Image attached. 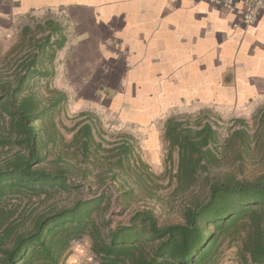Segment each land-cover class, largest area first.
Returning a JSON list of instances; mask_svg holds the SVG:
<instances>
[{"label":"trees","instance_id":"trees-1","mask_svg":"<svg viewBox=\"0 0 264 264\" xmlns=\"http://www.w3.org/2000/svg\"><path fill=\"white\" fill-rule=\"evenodd\" d=\"M47 24L46 35L29 39L12 75L0 76V264H66L79 240L99 264H264V170L248 176L241 153L234 156L239 164L222 167L210 123L194 129L166 120L167 166L159 178L144 161L134 174L125 167L135 155L128 138L110 148L117 158L106 157L110 165L95 172L103 149L89 113H80L85 118L65 140L58 123L68 94L47 86L49 96L41 98L33 90L40 79L50 82L67 40L60 23ZM235 136L247 143L243 130L229 139ZM262 148L264 157V142ZM124 169L132 186L121 177ZM165 178L176 183L168 204L157 192ZM94 179L103 188H94ZM136 193L141 205L114 223L112 198L122 206Z\"/></svg>","mask_w":264,"mask_h":264},{"label":"crops","instance_id":"crops-1","mask_svg":"<svg viewBox=\"0 0 264 264\" xmlns=\"http://www.w3.org/2000/svg\"><path fill=\"white\" fill-rule=\"evenodd\" d=\"M0 3L14 5L17 12L41 8L67 13L64 19L71 26L70 43L92 45V51L103 44L100 72L119 78L125 75L122 82L118 79L120 89L108 85L111 90H130L134 83L136 91L147 92V99L154 96L170 106L264 104V12L256 21L244 24L240 2L235 11L207 0ZM76 35L82 36L79 41ZM74 60L66 58V69L73 67Z\"/></svg>","mask_w":264,"mask_h":264},{"label":"rangeland","instance_id":"rangeland-1","mask_svg":"<svg viewBox=\"0 0 264 264\" xmlns=\"http://www.w3.org/2000/svg\"><path fill=\"white\" fill-rule=\"evenodd\" d=\"M0 6H3L4 9H0L1 77L12 75L14 64L30 47V38L37 39L49 32L48 20L60 22L63 28L62 32L67 36V40L56 53L54 60L55 73L48 84L46 80L40 79L33 90L41 98L49 96V90L52 88L63 90L68 94L65 110L60 114L58 123L65 140H69L73 133V131L68 129L85 118V115L80 114L81 112L84 114L89 113L92 116L91 120L96 127V135L94 137L97 142L101 141L103 149L99 153L103 159L98 160L97 168L94 169L95 172L101 169V165L103 167L110 165L108 162L106 163L108 160L105 159L109 156L110 158L113 157L114 152L109 151L110 148L116 147L118 142L122 141V138H128L127 140L133 144L135 155L130 158V163L128 161L124 162L125 167L129 166L132 168L134 171L132 173L134 174L141 167L139 164L144 161L151 173L158 178L162 176L167 166L164 160L166 146L163 140V132L165 122L169 118H174L194 129L202 127L205 123H210L217 131L216 141L220 147L219 163L222 167L226 166L230 161L232 165L239 164L240 161L235 159L234 156L241 153L244 157L242 164L248 176L252 177L264 170L262 148V143L264 142V104H261V102L252 103L249 106L234 107L182 104L170 106L165 105L163 101L157 100L154 96L152 97L153 99H147V92L136 91L134 83V85L130 86L133 89L130 88V90H111L108 85L120 89L121 84L117 83L118 79L121 81L125 78V75L119 78L117 75L108 76L107 74L104 76L100 72L104 61L103 44H93L94 46L97 45L99 50L92 51V45L85 43L75 44L73 41L70 43L71 26L64 19L67 13L59 9L41 8H38L37 11L17 12L14 5L0 3ZM24 27L28 29L25 32ZM81 37V35L74 36L78 41ZM71 44L73 47H71ZM69 56L74 57L75 60L73 67L68 70L64 63ZM112 78H116L117 81L112 80ZM72 81H74V84H72ZM47 86H49V90ZM80 86H84V89L79 90ZM140 102L141 105L143 104L142 106L139 105ZM150 103H159V106H154ZM236 130L245 132L247 143L240 142L237 136L232 137V140L229 139L230 135ZM128 134H131L132 137L125 136ZM228 139L229 142H227ZM172 156L173 165L169 166L175 169L177 163L176 150L173 151ZM115 158L112 159L114 160ZM118 171H121V169H118ZM121 177L124 181H128L129 185H133V177L127 175L125 169ZM96 179H94V182ZM159 184H162L163 187L158 189L157 192L165 202L168 201V204L172 200L171 193L176 183L175 181L168 183L165 178L163 181L159 179ZM97 186L100 189L103 188V186H99L95 182L93 187L98 188ZM87 192L88 190H84V194H87ZM139 197L140 195L136 193L128 204L121 206L116 204L115 194L112 198L114 205L111 207V212L114 213L112 215L114 223L127 221L133 209L141 205V203L137 202ZM176 206L177 202L174 204V207ZM123 207L124 210L121 209ZM155 212L160 214L162 211L155 209ZM162 214L165 215V213ZM178 216L175 213H167L164 218L177 220ZM99 263L90 245L84 240H79L74 242L69 261L66 264ZM225 264L231 263L228 261Z\"/></svg>","mask_w":264,"mask_h":264},{"label":"built area","instance_id":"built-area-1","mask_svg":"<svg viewBox=\"0 0 264 264\" xmlns=\"http://www.w3.org/2000/svg\"><path fill=\"white\" fill-rule=\"evenodd\" d=\"M218 4L230 11H235L240 5L242 21L244 24L252 23L257 20L259 14L264 12V0H207Z\"/></svg>","mask_w":264,"mask_h":264},{"label":"bare ground","instance_id":"bare-ground-1","mask_svg":"<svg viewBox=\"0 0 264 264\" xmlns=\"http://www.w3.org/2000/svg\"><path fill=\"white\" fill-rule=\"evenodd\" d=\"M75 68V67H74ZM113 77V76H112ZM108 78H111V77H108ZM116 79V78H115ZM114 79V80H115ZM117 81V80H116ZM90 86H91V84H90ZM92 87V86H91ZM139 93V92H138ZM142 93V92H141ZM140 95V94H139ZM120 97V96H119ZM147 101V100H146ZM154 105V104H153ZM148 106V105H147ZM141 110V109H140ZM138 112H139V110H138Z\"/></svg>","mask_w":264,"mask_h":264}]
</instances>
